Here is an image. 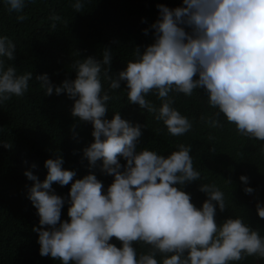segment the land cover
<instances>
[{"label":"clouds","instance_id":"9594fccd","mask_svg":"<svg viewBox=\"0 0 264 264\" xmlns=\"http://www.w3.org/2000/svg\"><path fill=\"white\" fill-rule=\"evenodd\" d=\"M4 3L9 12L20 13L25 7V0ZM86 3L74 0L72 8L81 13ZM157 9V20L144 29L145 35L152 31L153 43L143 51L136 46L135 58L115 76L110 75L113 52L105 47L100 59L73 61L74 80L57 86L47 73L35 77L45 95L66 94L74 101L72 116L92 124L94 142L83 155L90 167L101 161L100 171L113 177L106 189L95 174L74 179L76 172L63 167L59 154L44 162L43 181L25 171L33 181L28 199L39 216L33 231L41 257L61 264H234L249 256L264 259V236L243 217L217 223V208L224 212L228 207L217 184L199 186L207 196L200 208L182 190L201 179L191 146L179 143L167 156L148 148L138 151L141 126L122 119L119 112L111 120L105 118L113 97L101 82L102 74L111 90L124 82L129 103L154 114L174 137L189 132L192 122L173 106L172 94L192 96L203 89L209 106L217 110L212 117L201 116L203 122L223 127L218 119L223 115L240 136L264 142V0H182L181 6L157 4ZM15 52L13 41L0 36V105L22 97L33 79L32 72L5 68V58L14 61ZM150 95L161 101L159 107L147 99ZM239 179L249 182L245 175ZM53 184H71L68 195L56 194ZM253 191L244 188L246 194ZM65 204L68 219H62ZM256 211L264 219V204L258 202ZM135 244L147 251L138 253Z\"/></svg>","mask_w":264,"mask_h":264},{"label":"trees","instance_id":"16d2710c","mask_svg":"<svg viewBox=\"0 0 264 264\" xmlns=\"http://www.w3.org/2000/svg\"><path fill=\"white\" fill-rule=\"evenodd\" d=\"M73 3L74 0H25L24 9L17 13L9 12L4 0H0V36L9 37L16 46V59L5 58V68L11 65L17 74L33 73L22 97L13 96L0 105V264H61L39 254L38 234L33 231L39 227V216L28 199L33 181L24 175L25 171H32L43 181L47 175L44 162L59 154L63 167L76 172L74 179L95 174L105 189L113 180L100 171L101 161L90 167L83 155L84 148L94 142L92 124L72 116L74 101L66 94L45 95L35 77L47 73L57 86L65 79L74 80L73 61L87 56L100 59L105 47L113 52L110 75L115 76L135 58L136 46L143 51L153 43L152 31L145 35L144 29H150L157 20V4L175 8L181 6L182 0H87L81 13L73 10ZM21 15L25 19L17 18ZM54 16L61 19L54 20ZM101 82L113 97L105 118L111 120L119 112L122 119L141 126L138 151L148 148L167 156L177 150L179 143L191 146L194 168L201 173V179L182 190L191 195L197 208L207 199L199 186L215 183L224 191L228 203L224 212L217 208V223L243 217L246 224L264 236V219L256 211L258 202L264 204V142L240 136L223 115L218 117L223 127L213 128L203 122L201 116L212 117L217 111L209 106L203 89L195 90L192 96L172 94L173 106L192 122L189 132L174 137L162 121L155 120L154 114L129 103L124 82L117 90L110 89L103 74ZM147 99L157 107L161 104L154 95ZM120 162L126 163L123 159ZM241 175L249 178L247 185L240 181ZM225 180L231 183L226 185ZM245 186L253 188V193L246 194ZM70 187L71 184H53L56 194L64 197ZM67 209L65 204L62 219H68ZM112 243L120 247L115 238ZM134 247L138 253L147 251L139 244ZM234 264H264V259L249 256Z\"/></svg>","mask_w":264,"mask_h":264}]
</instances>
